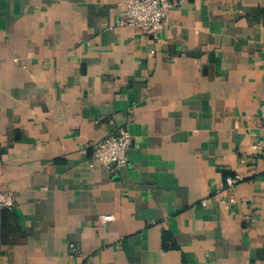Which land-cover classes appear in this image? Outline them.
Returning a JSON list of instances; mask_svg holds the SVG:
<instances>
[{
	"label": "crops",
	"instance_id": "crops-1",
	"mask_svg": "<svg viewBox=\"0 0 264 264\" xmlns=\"http://www.w3.org/2000/svg\"><path fill=\"white\" fill-rule=\"evenodd\" d=\"M122 1L0 0V191L17 200L0 264H264V0H173L157 35L117 26ZM122 128L112 171L94 148Z\"/></svg>",
	"mask_w": 264,
	"mask_h": 264
},
{
	"label": "built area",
	"instance_id": "built-area-1",
	"mask_svg": "<svg viewBox=\"0 0 264 264\" xmlns=\"http://www.w3.org/2000/svg\"><path fill=\"white\" fill-rule=\"evenodd\" d=\"M124 12L118 17L116 25L138 29L148 35H157L164 31L168 23L170 10L174 7L173 0H123L119 3ZM156 50L151 49L150 53L155 54ZM260 120L264 129V104L260 109ZM133 145V137L127 128L120 129L117 133L103 139L94 148L93 159L112 171L119 170L128 164V154ZM258 152L260 147L253 146ZM244 176L235 174L228 176L221 184L219 193H226L231 204H236L235 192ZM206 205V201H203ZM17 206L16 195L10 191H0V209L14 210ZM114 216L105 215L101 217L103 223L114 221ZM79 254V247L76 244L69 245L70 257Z\"/></svg>",
	"mask_w": 264,
	"mask_h": 264
}]
</instances>
